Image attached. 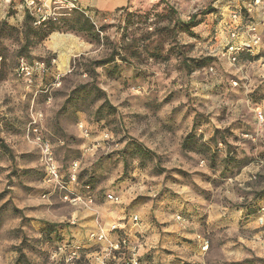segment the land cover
Segmentation results:
<instances>
[{"label": "clouds", "instance_id": "obj_1", "mask_svg": "<svg viewBox=\"0 0 264 264\" xmlns=\"http://www.w3.org/2000/svg\"><path fill=\"white\" fill-rule=\"evenodd\" d=\"M0 143V264H264V0H0Z\"/></svg>", "mask_w": 264, "mask_h": 264}, {"label": "rangeland", "instance_id": "obj_2", "mask_svg": "<svg viewBox=\"0 0 264 264\" xmlns=\"http://www.w3.org/2000/svg\"><path fill=\"white\" fill-rule=\"evenodd\" d=\"M6 127L13 130V134H17L16 131L13 129V126L11 124H6ZM11 152V149L8 147L7 144L5 143H0V155L2 154H5V153H10ZM23 156H31L30 153H26V154H22ZM25 171H30V172H33V173H36V170L32 169V170H25ZM16 172L13 171L10 175H15ZM41 182V178L39 177V175H36L35 176V179H34V183H40ZM31 191L34 193V194H37L39 195L40 193H46V190L45 189H42V188H33L31 189ZM4 195H6V192L5 193H0V198H2ZM139 199V197H138ZM36 207H39V208H43L44 205H37ZM19 211V210H17ZM147 255H150V254H146Z\"/></svg>", "mask_w": 264, "mask_h": 264}]
</instances>
